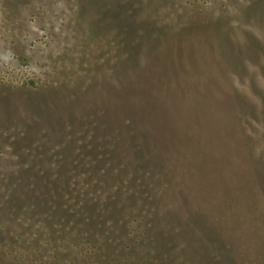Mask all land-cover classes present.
Returning a JSON list of instances; mask_svg holds the SVG:
<instances>
[{
	"label": "rangeland",
	"instance_id": "obj_1",
	"mask_svg": "<svg viewBox=\"0 0 264 264\" xmlns=\"http://www.w3.org/2000/svg\"><path fill=\"white\" fill-rule=\"evenodd\" d=\"M0 264H264V0H0Z\"/></svg>",
	"mask_w": 264,
	"mask_h": 264
}]
</instances>
